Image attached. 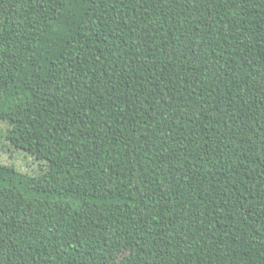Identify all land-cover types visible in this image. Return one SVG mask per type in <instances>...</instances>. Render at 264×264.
I'll list each match as a JSON object with an SVG mask.
<instances>
[{"label":"trees","instance_id":"obj_1","mask_svg":"<svg viewBox=\"0 0 264 264\" xmlns=\"http://www.w3.org/2000/svg\"><path fill=\"white\" fill-rule=\"evenodd\" d=\"M0 264H264V0H0Z\"/></svg>","mask_w":264,"mask_h":264},{"label":"rangeland","instance_id":"obj_2","mask_svg":"<svg viewBox=\"0 0 264 264\" xmlns=\"http://www.w3.org/2000/svg\"><path fill=\"white\" fill-rule=\"evenodd\" d=\"M9 124L0 121V164L14 166L20 172L35 176L46 168L45 162L15 147L7 138Z\"/></svg>","mask_w":264,"mask_h":264}]
</instances>
